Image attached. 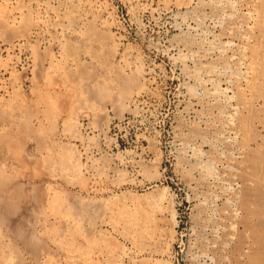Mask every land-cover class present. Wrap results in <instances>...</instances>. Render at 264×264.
<instances>
[{
	"label": "rangeland",
	"instance_id": "rangeland-1",
	"mask_svg": "<svg viewBox=\"0 0 264 264\" xmlns=\"http://www.w3.org/2000/svg\"><path fill=\"white\" fill-rule=\"evenodd\" d=\"M0 264H264V0H0Z\"/></svg>",
	"mask_w": 264,
	"mask_h": 264
},
{
	"label": "bare ground",
	"instance_id": "bare-ground-1",
	"mask_svg": "<svg viewBox=\"0 0 264 264\" xmlns=\"http://www.w3.org/2000/svg\"><path fill=\"white\" fill-rule=\"evenodd\" d=\"M251 15H252V14H251ZM219 23H220V22H219ZM199 27H200V26H199ZM178 45H179V44H178ZM223 52H224V51H223ZM225 52H226V51H225ZM215 53H216V52L214 51V52H213V55H214ZM208 55H209V53H208ZM219 56H220V55H219ZM190 62H191V61H190ZM210 65H211V64H210ZM218 65H219V64H218ZM212 66H213V65H212ZM219 66H220V65H219ZM209 67H210V66H209ZM202 68H203V67H202ZM205 68L207 69V67H205ZM210 68H212V67H210ZM210 68H209V69H210ZM199 69H200V68H199ZM201 70H202V69H201ZM204 71L206 72V70H204ZM225 71H226V70H225ZM225 71L222 70V69H220V68H215V67L212 68L211 70H209L208 72H206V76H205V78H204V79L206 80L205 82L208 83V84H210V85L216 83V82L219 80V79H218L219 75H222ZM250 72H251V71H250ZM225 73H226V72H225ZM245 73H246V75H247L248 72L246 71ZM251 73H252V72H251ZM204 74H205V73H204ZM246 75H245V76H246ZM203 76H204V75H203ZM236 78H237V77H236ZM217 79H218V80H217ZM223 81H225V80H223ZM218 82H219V81H218ZM238 83H239V82H238ZM213 88H214V86H213ZM206 89H207V88H206ZM209 90H210V89H209ZM211 90H212V89H211ZM207 91H208V90H207ZM210 92H211V91H210ZM216 92H217V91H216ZM216 92H215V94L213 93L212 96L210 95V96L208 97V100H207V101L205 100L206 102H202L201 100H198V99H197V100H198V101H196V102H198L197 104H200L199 102L201 101V102L203 103L204 107H205L204 110H207V111H208V109H207L208 107H206V106H207L208 104H210V103L212 102V100H215V99L218 100L217 97H216V96H217V95H216ZM219 94H220V93H219ZM207 96H208V95H207ZM218 96H219V95H218ZM205 97H206V96H205ZM225 97H226V96H225ZM218 98H219V97H218ZM229 98H230V97H229ZM231 98H232V97H231ZM195 99H196V98H194V100H195ZM231 100H232V99H231ZM235 100H236V99H235ZM219 101H220V100H219ZM222 102H223V101H222ZM229 102H230V101H229ZM230 104H231V103H230ZM210 105H211V104H210ZM195 106H196V104H195ZM201 108H202V107H201ZM196 109H197V108H196ZM231 109H232V107H231ZM202 110H203V109H202ZM227 112H228V111H227ZM227 112H226V113H227ZM202 113H203V112H202ZM205 113H206V115H207V116H205V118H206V120H208V118H209L208 115H211L212 113H211V112H210V114H207V112H205ZM205 113H204V114H205ZM222 113H224V112H222ZM222 113H221V114H222ZM200 114H201V113H200ZM234 114H235V113H234ZM223 115H224V114H223ZM202 116H203V115H201V118H202ZM196 117H197V116H196ZM203 117H204V116H203ZM212 117H213V114H212ZM227 117H229V119H227ZM201 118H200V119H201ZM210 118H211V116H210ZM201 120H202V119H201ZM224 120H225V121H226V120L229 121V123H227V122H225V123H227V124H228L227 126H228L229 128H231V125L233 124L232 113H228L227 116H226V119H224ZM200 122H203V121H200ZM205 122H206V121H205ZM213 122H214V121H213ZM206 123H207V122H206ZM208 124H209V123H208ZM235 125H236V124H235ZM232 126H233V125H232ZM233 127H234V126H233ZM228 130H229V129H228ZM231 130L234 131L233 128H231ZM230 132H231V131H230ZM230 132H229V134H230ZM234 133H235V132H234ZM231 134H233V133H231ZM224 135H225V134H224ZM225 139L228 140V139H230V137H227V136H226ZM202 141H203V140H202ZM202 141H201V143H203ZM207 142H208V141H207ZM229 142H231V141H229ZM205 144H206V143H205ZM205 144H203V145H205ZM234 146H235V145H234ZM187 148H188V147H187ZM192 148H195V147H192ZM190 149H191V148H190ZM194 150H195V149H194ZM203 153H204V152H203ZM242 157H243V156H242ZM223 158H224V160H226L225 157H223ZM228 161H229V160H228ZM232 162H233V161H232ZM226 163H228V162H226ZM230 163H231V162H230ZM223 164H224V161H223ZM231 164H232V163H231ZM230 168H231L230 165H226V167H224L223 169H226V170L228 171ZM232 170H233V169H232ZM224 172H225V170H224ZM224 172H223V174L225 175L226 173H224ZM231 172H232V171H231ZM224 175H223V176H224ZM216 178H217V177H216ZM216 178H215V179H216ZM234 178H236V177H234ZM234 178H233V179H234ZM217 179H219V178H217ZM236 179H237V178H236ZM218 182H219V181H218ZM213 183H214V182H213ZM218 184H220V183H218ZM217 187H218V185H217ZM223 195H224V194H223ZM232 197H234V195H233ZM220 200H221V199H220ZM231 205L234 206V200H231ZM233 210H234V209H233Z\"/></svg>",
	"mask_w": 264,
	"mask_h": 264
}]
</instances>
